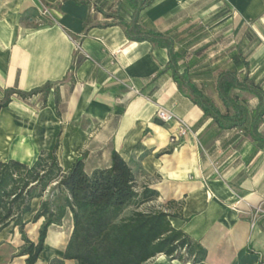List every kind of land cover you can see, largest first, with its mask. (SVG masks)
Instances as JSON below:
<instances>
[{
  "label": "crops",
  "instance_id": "0c3cea01",
  "mask_svg": "<svg viewBox=\"0 0 264 264\" xmlns=\"http://www.w3.org/2000/svg\"><path fill=\"white\" fill-rule=\"evenodd\" d=\"M132 12L126 0H0V98L5 90L51 84L45 103L41 93H13L0 109V161L31 164L57 142L62 172L81 155L91 171L108 167L116 150L135 170L137 185L158 192L142 207L168 212L171 225L206 250L202 263L181 250L145 264H264V214L255 210H264V141L206 116L165 69L166 48L126 37L117 20ZM136 20L173 41L179 71L221 112L220 70H236L242 79L244 59L264 90V0H151ZM234 92L249 108L256 104L252 95ZM159 106L190 128L173 143V125L155 118ZM257 133L264 136V117ZM47 192L32 200V213ZM41 222L26 224L30 240ZM71 228L70 214L51 225L35 264L61 257ZM21 244L16 227L2 229L0 264H25L17 255Z\"/></svg>",
  "mask_w": 264,
  "mask_h": 264
},
{
  "label": "trees",
  "instance_id": "16d2710c",
  "mask_svg": "<svg viewBox=\"0 0 264 264\" xmlns=\"http://www.w3.org/2000/svg\"><path fill=\"white\" fill-rule=\"evenodd\" d=\"M126 1L133 6V12L129 20H117L126 37L133 41L148 40L154 46L166 48L170 57L165 69H171L178 88L220 128H246L253 140L264 141V136L257 133L264 117V90L249 76L248 61L242 59V79L236 70L218 72L215 88L225 108L221 112L195 87L186 72L179 71V55L172 52L173 41L137 24L136 15L151 0ZM79 63L77 56L75 66ZM50 87V83H45L30 91L5 90L0 109L8 106L13 93L20 97L41 93L45 103ZM234 90L252 95L256 99L254 107L249 108L247 100ZM57 147L56 142L52 149L41 151L31 164L14 159L0 161V231L17 228L22 240L17 255L25 256V264L37 262L44 250L48 228L61 225L67 214L71 216L72 228L63 253L61 257H51L46 264H65L66 259L77 264H145L157 254L175 257L181 250L193 257V263L204 261L205 248L183 230L174 228L168 212L142 207L155 199L158 192L137 185L135 170L119 152L112 151L108 167L86 171L81 155L62 172ZM47 189L46 197L32 213V200L42 197ZM39 219L42 222L38 235L32 241L26 236L25 226Z\"/></svg>",
  "mask_w": 264,
  "mask_h": 264
},
{
  "label": "built area",
  "instance_id": "2783aa9c",
  "mask_svg": "<svg viewBox=\"0 0 264 264\" xmlns=\"http://www.w3.org/2000/svg\"><path fill=\"white\" fill-rule=\"evenodd\" d=\"M42 13H46V9L44 7L41 8ZM155 118L157 121H159L162 124L168 125L172 124V134L170 135V142L173 143L176 141L177 137L182 136L184 133L190 130L189 126L186 124V122L174 114L172 111L169 109L159 106L157 107L155 111ZM242 199L238 198L236 200V203L233 204V208L235 209V205L239 203ZM256 212H262L264 214V210H261L260 207H256ZM255 215V214H254ZM253 215V219L255 216ZM253 225V221L251 223Z\"/></svg>",
  "mask_w": 264,
  "mask_h": 264
},
{
  "label": "rangeland",
  "instance_id": "374dc122",
  "mask_svg": "<svg viewBox=\"0 0 264 264\" xmlns=\"http://www.w3.org/2000/svg\"><path fill=\"white\" fill-rule=\"evenodd\" d=\"M209 23H210V25H211V24H212V25H211V26L209 27V29H207V30H208L209 32H213V28H215V27H214L215 25L212 23V20H210ZM201 36H202V35H200L199 37H201ZM192 40H193V41H192ZM192 40H191L192 42H195V43H196V42L198 41V38L194 37ZM184 52H187V51L184 50ZM129 210H130V208H128V210H127L126 212H128Z\"/></svg>",
  "mask_w": 264,
  "mask_h": 264
}]
</instances>
